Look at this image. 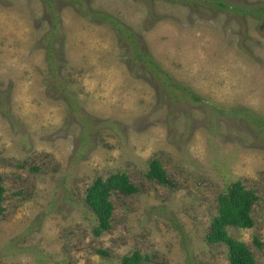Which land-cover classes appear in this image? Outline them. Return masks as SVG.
Returning <instances> with one entry per match:
<instances>
[{
  "label": "rangeland",
  "instance_id": "1",
  "mask_svg": "<svg viewBox=\"0 0 264 264\" xmlns=\"http://www.w3.org/2000/svg\"><path fill=\"white\" fill-rule=\"evenodd\" d=\"M263 8L0 0V264H115L135 250L138 264H228L205 235L235 180L258 199L253 226L228 231L264 264ZM153 157L170 184L146 176ZM113 172L138 191L112 193L111 228L95 235L85 188Z\"/></svg>",
  "mask_w": 264,
  "mask_h": 264
},
{
  "label": "trees",
  "instance_id": "2",
  "mask_svg": "<svg viewBox=\"0 0 264 264\" xmlns=\"http://www.w3.org/2000/svg\"><path fill=\"white\" fill-rule=\"evenodd\" d=\"M221 3V1H218V4L221 5ZM254 10L258 12L260 7ZM261 10H264V8ZM135 50L139 53V57L146 56V53L139 52L137 45H135ZM147 167L146 176L149 179L162 184H170L166 171L158 158H151ZM137 191L138 188L130 181L125 172H113L105 178L96 177L93 179L86 186L84 197L85 204L95 220L93 233L100 235L111 228L112 193L133 194ZM3 193L4 186L0 177V214L3 211ZM257 199L258 196L255 191L246 187L241 180L231 182L227 188L217 195L216 214L210 221V228L205 237L210 243H222L226 246L228 264H255L254 256L248 245L244 241L233 237L228 229L229 227L250 228L253 226L251 210ZM254 242L260 245L257 238H254ZM98 252L103 255L107 254L106 251L101 249ZM146 258L147 256L141 255L139 251L135 250L121 256L115 264H138ZM150 264L165 263L158 261Z\"/></svg>",
  "mask_w": 264,
  "mask_h": 264
}]
</instances>
